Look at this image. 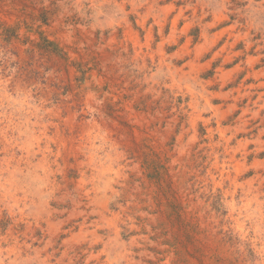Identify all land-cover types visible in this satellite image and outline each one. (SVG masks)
Here are the masks:
<instances>
[{"label":"rangeland","instance_id":"obj_1","mask_svg":"<svg viewBox=\"0 0 264 264\" xmlns=\"http://www.w3.org/2000/svg\"><path fill=\"white\" fill-rule=\"evenodd\" d=\"M0 264H264V0H0Z\"/></svg>","mask_w":264,"mask_h":264}]
</instances>
